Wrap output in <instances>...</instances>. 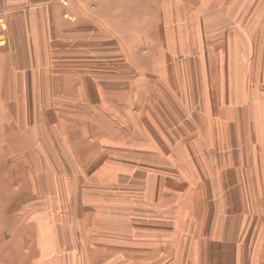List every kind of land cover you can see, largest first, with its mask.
Wrapping results in <instances>:
<instances>
[{"label":"crops","instance_id":"obj_1","mask_svg":"<svg viewBox=\"0 0 264 264\" xmlns=\"http://www.w3.org/2000/svg\"><path fill=\"white\" fill-rule=\"evenodd\" d=\"M0 180V264H264V0H0Z\"/></svg>","mask_w":264,"mask_h":264},{"label":"rangeland","instance_id":"obj_2","mask_svg":"<svg viewBox=\"0 0 264 264\" xmlns=\"http://www.w3.org/2000/svg\"><path fill=\"white\" fill-rule=\"evenodd\" d=\"M109 44L108 43V52H105L104 49H101L103 47H101V42L98 41L96 43L97 47L95 46L94 43H85L83 44L82 46V63H83V66H85L86 70L87 71H91V73H94V65L97 64V66H103L105 67V62H106V59L110 60L111 59L113 60V65H114V69H115V74L117 72V70H121V66H122V63H123V58H122V53H121V50L120 48L118 47V45L116 44V42H113L114 44V47H113V50L110 51L109 49ZM105 45V43H103V46ZM99 48L98 51H95L94 48ZM103 50V51H100ZM94 66V67H93ZM94 68V69H93ZM100 68V67H99ZM99 70V69H98ZM131 77H134V75L132 74ZM9 181H3V180H0V194L2 193V197L5 198V195L7 192H9ZM14 185L17 186V188L20 186L21 183H23V181L21 179H18V180H15L12 182ZM12 186V185H11ZM19 193H20V190H19ZM7 195V194H6ZM8 199H9V196H8ZM2 200V199H0ZM15 200H17L16 203L19 204V207L21 205H23L25 203V196H21V194H18L17 198H13L12 199V203L13 201L15 202ZM14 214V213H11V212H5V213H2V215H4V218L6 220V223L5 221H1V224L0 226L3 228V231H7L9 228V225H6L7 224V221H11V215ZM19 225V223H18ZM17 224L16 225H13V227H11L9 229V231H7L8 233L7 234H12L14 233V231L16 232V230L19 228ZM6 227V228H5ZM3 239V238H2ZM3 243H0V246H4L2 245ZM6 264H10L9 261H6L5 262Z\"/></svg>","mask_w":264,"mask_h":264}]
</instances>
